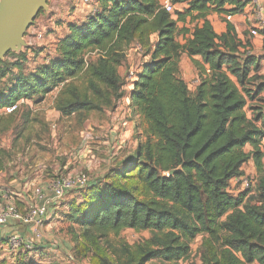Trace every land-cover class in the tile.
I'll return each instance as SVG.
<instances>
[{
	"label": "trees",
	"instance_id": "16d2710c",
	"mask_svg": "<svg viewBox=\"0 0 264 264\" xmlns=\"http://www.w3.org/2000/svg\"><path fill=\"white\" fill-rule=\"evenodd\" d=\"M169 1L186 8L171 15L161 0H97L96 15L67 25L56 57L32 73H19L0 90V110L42 100L59 87L64 89L55 110L62 117L99 110L71 85L81 75L85 89L104 102L101 106L117 104L125 96L118 69L127 50L140 46L147 59L126 99L132 115L146 125L145 141L137 143L135 154L110 181L91 182L71 205L69 219L83 228L79 245L97 247L95 264H197L190 262L191 244L201 237L199 264H264V100L250 106V118L245 111L247 99L253 103L264 94V78L249 41L240 40L223 19L238 14L247 1ZM212 13L226 24L221 35L207 20ZM89 53L97 59L88 61ZM182 55L199 72L193 94L180 77ZM1 68L0 62L3 75ZM248 162L257 174L255 188L230 195V181L244 177L242 167ZM125 230L149 236L122 243L119 250L98 247L109 231L118 236ZM22 255L15 264H32Z\"/></svg>",
	"mask_w": 264,
	"mask_h": 264
},
{
	"label": "rangeland",
	"instance_id": "374dc122",
	"mask_svg": "<svg viewBox=\"0 0 264 264\" xmlns=\"http://www.w3.org/2000/svg\"><path fill=\"white\" fill-rule=\"evenodd\" d=\"M73 3V0H47L48 12L43 13L47 14L49 19H46L43 13L36 17L35 21L37 20V22L34 21L24 36L28 47L21 52L23 55L19 58L10 52L1 61V69L4 74H0V90L9 87L19 73L29 74L36 71L42 65V59L49 57L47 54L49 50L39 57V54L45 49L40 46L42 45L41 40H44V37L48 35L44 27L52 18L60 23V13L63 11L71 13ZM174 9L180 11L183 8L181 5H175ZM64 19L68 21L67 17ZM41 28L44 29L41 30ZM39 32L43 34L42 39L34 41V34ZM178 39L180 40V37ZM139 55L142 58V55ZM133 57L135 60L132 61V65L136 66L139 57L136 53ZM86 58L88 61H95L97 55L89 53ZM21 60L23 64L19 65ZM190 62L186 63L189 77L185 82L189 92L193 94L194 76L199 72ZM127 69L128 67L124 71H120L125 95L118 102L122 108L121 113L119 108L116 111L117 104L113 101L110 105L101 106L104 102L95 100L91 93L85 89L84 75L71 80L70 83L78 89L80 94H86L88 98L94 100L100 106L99 110L80 111L71 117H62L55 110L57 96L64 89L62 87L57 88L42 100L34 98L19 103L12 117L0 110V186L3 189V191L0 190V195L5 193L7 197L15 198L12 194L21 196L25 194L29 197L27 201L32 203L33 191L36 188L45 190L47 197H50L47 187L53 179L86 174L91 182L110 181L120 169V165L127 161L126 158L135 154L137 143L145 141L146 125L144 122L138 116L132 115L131 112L129 115L122 116L128 106L126 104L128 94L126 86L129 85ZM191 69L192 75H190ZM232 81L235 83L234 79ZM238 87L243 92L242 88ZM263 100L264 94H261L253 103L247 99L248 106L245 111L248 118L252 115L250 106H261ZM112 117H114V123L121 126L117 131L112 126ZM107 130L115 131V138L109 140ZM101 133H105L106 136L100 137ZM121 133L124 134L121 135L122 141L119 139ZM85 136H88V139L85 140ZM103 142H105L104 145L99 144ZM243 172L245 178L255 180L257 176L252 162L243 167ZM26 185H28V189ZM234 188L241 189L239 184H236ZM81 193L82 190L67 193L57 206L50 205L48 221L41 230L42 241L47 247L59 249L58 247L63 248L64 245H69L68 257L65 256L64 260L59 261L62 264L96 263L97 247L82 244L85 246L83 248L82 245H79L82 243L80 240L83 228L69 219L70 207L79 202ZM52 210L54 215H51ZM148 236L146 232L135 233L131 230L121 231L116 236L109 231L105 238L98 241V247L110 249L112 245L119 250L122 243L132 245L142 239H147ZM201 241L202 238L198 237L191 244L190 262L194 261L199 264L197 255ZM87 249L89 250L87 251ZM188 263L181 261L177 264ZM149 264L159 263L150 262Z\"/></svg>",
	"mask_w": 264,
	"mask_h": 264
},
{
	"label": "crops",
	"instance_id": "0c3cea01",
	"mask_svg": "<svg viewBox=\"0 0 264 264\" xmlns=\"http://www.w3.org/2000/svg\"><path fill=\"white\" fill-rule=\"evenodd\" d=\"M73 11L70 13L68 11H63L62 13H60V23L55 21V18H52L51 20H49L47 22V26H45L44 28H46V33L48 35H46L45 33V37L44 40H41L42 45H40L41 47H44L45 49H43V51L39 54L40 56H43L44 53H47V50H49V52L47 53L49 55V57H42L43 62L42 64H45L47 62V60H50L54 57H56V44L58 42L59 39L65 37L68 33V29H67V25L71 24V23H75V24H80V23H84L87 18L89 17L90 12L92 11V9L94 8H98L99 9V3L97 2V0H91V4L90 5H84L82 3H79L78 0H73ZM247 4L245 5V7L236 15H233L230 23L233 25L235 32L238 36V38L242 41L248 40L250 43V53L257 57L260 58L259 61V72L258 75L260 77L264 78V31L263 33H259L257 36L252 37L250 35V31L252 29L257 28L258 30H261V24L264 23V0H257V3H255L253 0H248L246 2ZM182 6V8H186L185 4H179L177 6ZM176 10V9H175ZM182 10H180L179 12H181ZM45 15L46 19H49V17H47V14L43 13ZM41 15V14H40ZM65 17H67L68 21H65ZM64 20V21H63ZM207 20L209 21V23L211 24L214 32L216 35H221L225 32V27L226 24L225 22H223L222 17L216 13H212L207 17ZM35 21V20H34ZM37 22V20L35 21ZM34 23V22H33ZM201 23H199L200 25ZM183 26L182 23H178V27L181 28ZM194 25L190 24H186L185 27L190 28ZM44 28H41V30H43ZM264 29V27H263ZM155 40V38H153V41ZM179 43H183V39L182 37H180V40L178 39ZM137 54V56L139 57L138 60V64L136 66L132 65V61L135 60L134 54ZM147 58H141V56L139 55L138 52H136V50L134 49V45H132L126 52V62L123 66L119 67L118 69V74L120 75V71H124L125 68L128 67L127 69V73L132 70L134 71V73L136 74L139 71V67L142 64V62H145ZM196 60H199V58H195ZM189 63L190 60L187 58V56L182 55L180 58V63H179V72H180V77L181 79L185 82L188 79V67L186 65V63ZM191 63V62H190ZM192 69L190 70V75H192L193 72H191ZM194 75V74H193ZM195 80L193 81V83L195 84L194 90L196 88V86L198 85V78L197 75L195 74L194 76ZM135 78H131L128 82L129 85L126 86L128 92H130L131 90V83ZM186 83V82H185ZM56 90V89H55ZM54 90V91H55ZM126 104L128 105V99H126ZM248 106V105H247ZM116 111L117 108H119L118 110H120L119 112L122 111L121 106L117 103L116 105ZM247 108V107H246ZM245 108V109H246ZM115 110V109H114ZM131 112V110L128 108L127 106V111L126 113L129 115V113ZM111 123L112 126L115 127V130L117 131L119 127H121L120 125H116L114 123V117H112L111 119ZM108 131V130H107ZM115 131H108L109 133V140H112L113 138H115ZM102 135H100V137L102 136H106L105 133H101ZM124 135L123 133L120 134L119 139H121L122 141V136ZM125 137V136H124ZM106 138V137H105ZM104 138V140H105ZM104 145L105 142L103 143H99ZM262 147H264V138L262 141ZM251 150V148L249 146H246L244 151L245 152H249ZM249 163V162H248ZM247 163V164H248ZM245 166V165H244ZM243 166V167H244ZM242 167V170H243ZM26 188L28 189V185H26ZM0 190L3 191L2 187L0 186ZM45 192V190H44ZM13 197H7V195L5 193H3L2 195H0V208L5 205V204H16V206L18 207V209L20 211H25L27 209V207L29 206L30 202H28L27 200L29 199L28 196H24L19 195V194H12ZM54 211H51V215L53 214ZM48 221V218L45 219V223ZM44 223V224H45ZM11 235H16L19 238L22 239V241L24 242L26 248H20L17 250H10L9 248H7L5 241L6 239L11 236ZM54 248V247H53ZM59 249H51L49 247H47L46 245H44V242L41 239L35 238L32 234V231L29 227L23 226L20 223L11 221L9 223H7L5 226L0 227V264L1 263H5V264H15L17 261L21 260L23 255L22 254H27V260L30 261V263L32 264H51V263H57V264H62L59 261L64 260V257L67 256L68 257V251L70 250L69 245H64L63 248L58 247Z\"/></svg>",
	"mask_w": 264,
	"mask_h": 264
},
{
	"label": "built area",
	"instance_id": "2783aa9c",
	"mask_svg": "<svg viewBox=\"0 0 264 264\" xmlns=\"http://www.w3.org/2000/svg\"><path fill=\"white\" fill-rule=\"evenodd\" d=\"M243 2H246L248 0H240ZM255 3H257V0H253ZM79 2V0H78ZM80 3L84 5H90L91 0H80ZM160 6L162 9H164L167 13L173 15L174 14V6L170 3L169 0H161ZM99 12L98 8L92 9V11L89 14V17H92L96 15ZM232 15H225L223 16L224 21L230 22L232 19ZM264 27V23L261 24V29ZM259 34L258 29H252L250 31V35L252 37L257 36ZM43 34L36 33L34 34L33 40L39 41L42 39ZM31 43V42H30ZM134 49L139 54L142 53V49L138 45H134ZM138 67H140L138 65ZM134 71L130 70L127 73L128 80L131 78H135ZM23 101H20L19 103H22ZM18 103V104H19ZM17 104V105H18ZM17 105L13 107H7L3 109L5 114L12 115L17 109ZM121 113V112H120ZM127 113L123 111L122 116L124 117ZM85 140L88 139V136H85ZM261 148L263 149L261 144ZM255 180L249 179V178H234L229 183V194L230 195H238L244 191H251L255 188ZM91 183V180H89V177L86 174H79L76 176H71L68 178H57L53 179L48 184V191L50 193V197H47L44 190L41 188H36L33 191V202L29 204L27 209L25 211H20L17 209V207L10 203L5 204L0 208V227L5 226L7 223L14 221L17 223L22 224L23 226L29 227L32 231V234L35 238L40 239L41 238V230L44 226L45 219L47 218L49 211H50V205L51 206H57V204L64 198V196L67 193L77 191V190H84L89 184ZM236 184L240 185V190L235 189L234 186ZM5 244L7 248L10 250H17L26 248L24 242L21 238H19L16 235L9 236Z\"/></svg>",
	"mask_w": 264,
	"mask_h": 264
},
{
	"label": "water",
	"instance_id": "95a60500",
	"mask_svg": "<svg viewBox=\"0 0 264 264\" xmlns=\"http://www.w3.org/2000/svg\"><path fill=\"white\" fill-rule=\"evenodd\" d=\"M40 12H48L47 0H0V62L27 49L24 36Z\"/></svg>",
	"mask_w": 264,
	"mask_h": 264
},
{
	"label": "flooded vegetation",
	"instance_id": "af4514ba",
	"mask_svg": "<svg viewBox=\"0 0 264 264\" xmlns=\"http://www.w3.org/2000/svg\"><path fill=\"white\" fill-rule=\"evenodd\" d=\"M42 13H43V12H42ZM42 13H40V14H42ZM40 14H39V15H40Z\"/></svg>",
	"mask_w": 264,
	"mask_h": 264
}]
</instances>
